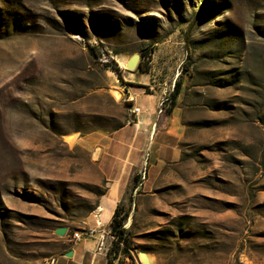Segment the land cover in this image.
<instances>
[{
    "label": "rangeland",
    "instance_id": "obj_1",
    "mask_svg": "<svg viewBox=\"0 0 264 264\" xmlns=\"http://www.w3.org/2000/svg\"><path fill=\"white\" fill-rule=\"evenodd\" d=\"M177 80L181 161L120 205L133 264H264V0H0V264H53L105 189L83 138Z\"/></svg>",
    "mask_w": 264,
    "mask_h": 264
},
{
    "label": "crops",
    "instance_id": "obj_2",
    "mask_svg": "<svg viewBox=\"0 0 264 264\" xmlns=\"http://www.w3.org/2000/svg\"><path fill=\"white\" fill-rule=\"evenodd\" d=\"M163 98L164 95L158 91L146 93L130 89L126 100L129 120L108 137L83 138L82 143L91 153L105 183V189L87 216L83 230L96 228L97 223H101L108 231L114 213L125 197L132 194L134 199L140 193H151L163 169L181 161V139L185 129L178 109L175 108L171 114H167L165 109L159 111ZM133 107L139 108L141 113L133 115ZM144 172L146 179L143 181ZM135 176H138L136 183ZM135 207L134 201V210ZM98 245V237L79 243L67 238L53 264H108L107 251H99ZM68 252H73V256L67 257ZM148 256L152 264H157L152 256Z\"/></svg>",
    "mask_w": 264,
    "mask_h": 264
},
{
    "label": "trees",
    "instance_id": "obj_3",
    "mask_svg": "<svg viewBox=\"0 0 264 264\" xmlns=\"http://www.w3.org/2000/svg\"><path fill=\"white\" fill-rule=\"evenodd\" d=\"M115 71L118 72V70ZM181 89L182 83L177 80L170 96V105L166 110L167 114H171L175 109ZM137 181L138 176H135L134 182L136 183ZM127 219L128 214L119 206L114 213L109 227L114 240L112 241L111 248L107 255L108 264H115L117 261L119 264H127V259L131 261L130 264H133L134 262V242L131 238L130 232L125 228Z\"/></svg>",
    "mask_w": 264,
    "mask_h": 264
},
{
    "label": "built area",
    "instance_id": "obj_4",
    "mask_svg": "<svg viewBox=\"0 0 264 264\" xmlns=\"http://www.w3.org/2000/svg\"><path fill=\"white\" fill-rule=\"evenodd\" d=\"M167 103H170V98L169 97L163 98L159 106L160 112H163V110L165 109V105ZM131 113L136 116L141 113V110L139 108L133 107L131 109ZM145 179H146V173L144 172L142 180L144 181ZM94 237H98V243H99L98 250L99 251L106 250L108 253L111 248V244L112 241L114 240V237L111 235L110 231L105 230V228L102 226L101 223H97L96 228L76 231L71 235V238L78 243ZM108 238L110 239L109 243H108Z\"/></svg>",
    "mask_w": 264,
    "mask_h": 264
},
{
    "label": "water",
    "instance_id": "obj_5",
    "mask_svg": "<svg viewBox=\"0 0 264 264\" xmlns=\"http://www.w3.org/2000/svg\"><path fill=\"white\" fill-rule=\"evenodd\" d=\"M139 66V56H134L133 58H131L126 66V68L129 70V71H135L137 69V67ZM57 234L64 237L66 234H67V229L65 228H62V229H59L57 231ZM142 254H145L148 256L147 253H144V252H139V257L142 255ZM73 256V252H68L67 253V257H72ZM149 258V256H148ZM143 264V263H142Z\"/></svg>",
    "mask_w": 264,
    "mask_h": 264
},
{
    "label": "bare ground",
    "instance_id": "obj_6",
    "mask_svg": "<svg viewBox=\"0 0 264 264\" xmlns=\"http://www.w3.org/2000/svg\"><path fill=\"white\" fill-rule=\"evenodd\" d=\"M76 138H77V137H76V136H73V135H69V136L67 137L68 141H69L71 144L75 143ZM141 259H142L143 261H142ZM140 260H141V262H142L143 264H152V260L149 259L148 256L145 255V254H142V255L140 256Z\"/></svg>",
    "mask_w": 264,
    "mask_h": 264
}]
</instances>
